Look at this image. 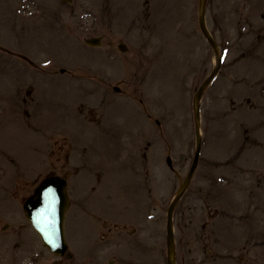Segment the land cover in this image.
<instances>
[{"label": "rangeland", "instance_id": "374dc122", "mask_svg": "<svg viewBox=\"0 0 264 264\" xmlns=\"http://www.w3.org/2000/svg\"><path fill=\"white\" fill-rule=\"evenodd\" d=\"M33 1L0 0V47L35 64L0 50V264H168L192 100L218 56L172 213L176 264H264V0H206L217 51L199 0ZM54 171L69 177L71 256L23 216L29 182Z\"/></svg>", "mask_w": 264, "mask_h": 264}, {"label": "water", "instance_id": "95a60500", "mask_svg": "<svg viewBox=\"0 0 264 264\" xmlns=\"http://www.w3.org/2000/svg\"><path fill=\"white\" fill-rule=\"evenodd\" d=\"M205 0L199 1V22L202 32L205 37L216 47L213 37L209 33L205 25L204 17ZM91 45H95L98 39L87 40ZM219 64V58H218ZM218 66L214 69L216 72ZM203 85L197 90L194 97V110L196 118V126L199 123V110L196 106L200 93L203 89ZM201 148V138L199 132H196V149L195 154L190 165L189 171L185 179L180 184L177 194L168 208L167 219V261L168 264H175V252H174V236L171 224L172 210L176 201L180 198L184 189L186 188L193 171L195 170L198 162L199 151ZM167 163L171 166V160L167 157ZM69 204L66 181L64 178L58 175H50L41 180V182L35 187L33 194H31L23 204L26 217L31 221L34 228L38 231L44 245L55 254H63L67 244L65 242L63 233V221L65 210Z\"/></svg>", "mask_w": 264, "mask_h": 264}, {"label": "flooded vegetation", "instance_id": "af4514ba", "mask_svg": "<svg viewBox=\"0 0 264 264\" xmlns=\"http://www.w3.org/2000/svg\"><path fill=\"white\" fill-rule=\"evenodd\" d=\"M64 3H70L72 0H62ZM28 2L30 3V4H32V5H34L35 4V1H33V0H28ZM38 23V22H37ZM44 23V21H40V24H43ZM44 26H45V29H46V25H45V23L43 24ZM101 37V39L103 38L102 36H100ZM2 52H4V53H6V54H8V55H14V56H16L18 59H20V60H23L24 62H26V63H28L29 65H31V66H35V64L34 63H32L30 60H27L26 59V57L24 56L25 54H23V53H21V52H15V51H12V50H6V49H4V50H2ZM115 89V88H114ZM29 89L28 90H26V93H29ZM141 100V99H140ZM51 145H53V141L51 142Z\"/></svg>", "mask_w": 264, "mask_h": 264}]
</instances>
